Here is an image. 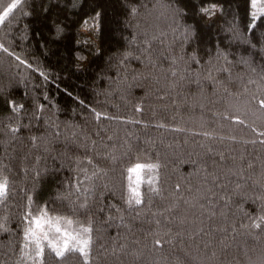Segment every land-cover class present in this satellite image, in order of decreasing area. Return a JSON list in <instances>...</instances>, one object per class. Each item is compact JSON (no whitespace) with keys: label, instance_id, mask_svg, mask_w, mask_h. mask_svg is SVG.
<instances>
[{"label":"trees","instance_id":"trees-1","mask_svg":"<svg viewBox=\"0 0 264 264\" xmlns=\"http://www.w3.org/2000/svg\"><path fill=\"white\" fill-rule=\"evenodd\" d=\"M11 2L0 0V11ZM140 2L145 7L137 16L130 17L121 0H95L103 12L102 31L95 41L99 54L72 43L89 39L79 26L82 18L91 13L93 5L89 0H84L87 7L81 6L70 13L71 19L66 21L67 39L59 43L52 42V35L53 20L60 9L45 14L40 11L43 0H26L5 25H0V43L14 53L8 56L0 51V88L6 89L4 99H0V174L10 184V196L0 204V217H8L10 229L0 233V264H33V249L27 254L23 251L21 217L28 197L32 199L34 213L37 208L47 206L50 216L72 221L69 225L62 220L59 224L62 229L71 231L91 225V264H175L174 250L167 245L149 251L155 233L163 236L166 226L173 231L178 227L177 212L158 213L178 202L180 216L187 218L183 225L186 234L201 227L208 231L219 223L209 220L208 214L223 208L220 197L225 192L231 195L234 184L244 183L249 174H259L264 164V143H261L264 136L260 135L264 132V110L254 97H264V79H261L264 60L255 58V73L237 63L240 57L248 55L247 45L232 40V34L227 31L234 23L241 39L255 43L247 31L253 11L250 0ZM211 3L218 4L223 11L211 17L200 14L199 8ZM50 4L51 0L44 6ZM175 8L186 14L177 16ZM59 18L64 17L61 14ZM189 28L195 30L193 35H186ZM255 33L264 37V17L257 21ZM217 49L235 54L234 60L229 56L233 60L231 75L213 70L215 79H209L208 69L224 64L222 59L216 60ZM77 51L87 59L78 61L73 55ZM17 55L32 64V69L19 64L15 60ZM249 79L256 83H248ZM9 95L24 104L16 139L9 132V127L17 124L5 102ZM37 104L44 105L39 121L29 115ZM96 113L100 114L99 118ZM53 125L59 126L62 133L59 138L53 136L57 130ZM33 136L42 139L34 145L30 139ZM220 152L225 155L224 162H219L216 155ZM109 154L117 157L114 163L105 159ZM137 155L161 164L165 197L162 200L153 195L139 216L135 210L127 209L121 198L126 194L123 169ZM89 156L93 159L91 165L86 162ZM233 157L245 170L240 175H225L227 168L235 170ZM77 158L85 161L82 167L86 173L76 167ZM248 161L254 164V169H247ZM202 168L215 170L219 175L217 183L228 185L227 189L221 191L212 183V176L205 181ZM101 169L107 175L92 176L93 171ZM85 175L90 179L77 192L76 178L84 181ZM104 184L108 187L103 188ZM176 184L181 185L179 193L174 192ZM93 185L96 192L89 193L88 188ZM147 187L144 185V190ZM197 187L201 188L199 204L204 208L183 202L197 195ZM209 188L216 193L212 203L204 198L209 195ZM86 199L89 208H80ZM234 200L246 211L255 213L257 204L253 200L242 196H235ZM114 207L120 209L122 221L112 210ZM224 211L229 216L225 226L238 225L239 211L235 207ZM107 216L113 220L108 221ZM156 220L161 223L157 225ZM169 220L173 221L170 225ZM215 235L219 238L220 234ZM137 239L140 244L135 243ZM238 242L240 251L235 246L229 250L236 257L233 264H248L244 250L253 261L264 250V243L251 237H238ZM118 243L127 245L125 251L141 248L144 256L139 260L125 256L119 251ZM113 248H117L115 254ZM191 255L196 257L191 264H221L223 260L221 257L209 261L195 248L191 249ZM51 256L45 247V264H50ZM165 256L167 261L162 259ZM229 261L231 255L223 264ZM73 264L81 262L75 258Z\"/></svg>","mask_w":264,"mask_h":264},{"label":"snow or ice","instance_id":"snow-or-ice-1","mask_svg":"<svg viewBox=\"0 0 264 264\" xmlns=\"http://www.w3.org/2000/svg\"><path fill=\"white\" fill-rule=\"evenodd\" d=\"M48 3L49 0H43L40 11L47 14L49 11L60 9V11L56 12L57 18L53 20L52 35V42L59 43L63 39H67L66 29L69 25L66 21L71 19L70 13L80 9L81 6L87 7V5H84V0H63V3H61L60 0H51L49 7H45L44 5ZM89 3L93 5L91 13L87 15L86 18H82L79 25L80 29L88 34L89 39L73 40L72 43L75 45H84L91 51H95L96 54H99V49L95 47V41L100 37L102 31L103 12L100 10V5L95 3V0H89ZM121 3L126 11V14L130 17L137 16L141 9L145 7L140 0H121ZM24 4H26V0H12L11 3L0 11V25H5L6 21L13 16V13L20 9ZM258 5H264V0H250V6L253 11L250 12L251 22L247 25V31L249 35H252L255 38V43L249 39H241V35L234 23L230 24L227 29V31L232 34V40L247 45L245 50L248 51V55L246 57H240L236 62L247 67L252 73L256 72V68L253 67V61L255 58L259 57L260 60H264V37L255 33L257 21L264 17V6L258 7ZM173 11L177 16H183L186 14L180 8H175ZM222 11L223 9L216 3H211L208 6H201L199 8L200 14L206 17L214 16L218 12ZM29 14L30 13H25V15ZM61 14L64 17L63 19L59 18ZM194 31L195 30L193 28H189L185 30V33L186 35H193ZM0 51L8 56L14 55V53L10 52L3 43H0ZM73 55H75L78 61H84L87 59V56L80 51L74 52ZM230 55L234 60L235 54L217 49L216 60L218 62L222 59L224 64L219 66L213 65L209 68V79H215L212 76L213 70L223 72L229 76L231 75L230 68L233 60L229 59ZM126 58L127 56H125V59ZM192 59L195 61V57ZM15 60L29 69H32L33 67L32 64L28 63L18 55L15 56ZM196 63H199V61H196ZM262 70H264V67H262ZM40 75L45 76L43 72H40ZM172 75L175 76L176 73H172ZM261 79H264V76H261ZM248 83L254 84L256 81L249 79ZM5 93L6 89L0 88V99H4ZM254 99H256V103L259 105V108L264 110V97H254ZM5 102L17 121L16 126L9 127L12 139H16L15 134L20 131L19 118L20 113L24 110V104L18 103L15 99H12L10 95ZM43 110V104L35 105L34 111L29 113L31 119L37 121L41 120V113ZM96 116L99 118L100 114L96 113ZM237 122L243 123V121L240 120H237ZM24 126L27 127L28 125ZM53 126L57 129L54 131L53 136L59 138L62 135L59 131V126ZM260 135L264 136V132L260 133ZM73 136H75V133H73ZM30 139L32 143L36 145L42 138L33 136ZM109 139H111V137H109ZM73 143H75V141H73ZM261 143H264V141H261ZM92 144L95 146V141H93ZM77 147H86V145H77ZM208 152L211 153L212 149L209 148ZM216 155L219 158V162L225 161V155L223 152L217 153ZM105 159H107L110 163H114L117 160V157L109 154L105 157ZM86 162L91 165L93 164V159L90 156L86 157ZM74 163L78 169L84 171L85 173L87 172V170L82 167L85 163L84 160L77 158ZM213 163L217 167H220L216 161H213ZM232 164L235 166V170H233L232 167H229L226 171L221 168V171H224L225 175L230 173L231 175L236 176L240 175L245 170L240 166L235 157L232 158ZM246 167L247 169L255 168L251 161L247 162ZM160 169V163L150 162L139 155L135 157V160H130L128 166L123 169L122 176L124 180H126V194H123L121 198L127 206V209L135 210L137 212V216L140 215L142 208L150 202V198L153 195L160 197L162 200L165 199L163 196L164 189L161 182ZM201 171L206 173L204 177L205 181L208 176H212V183L217 184L221 191L227 189L228 185L217 183L219 181V175L215 170L209 171L207 168H202ZM101 173H103V175H107V172L104 169H101L100 172L93 171L92 176L99 177ZM88 179H90V177L87 175H85L84 181H81L77 177L74 185L75 190L79 192L81 190V184L86 182ZM144 185L148 186L147 190H144ZM102 187L107 188L108 185L104 184ZM180 191L181 185L176 184L174 186V192L179 193ZM195 191L197 195L193 196L192 200H183L185 204L190 205L191 207H196L201 199V188L197 187ZM88 192L95 193V186L93 185L89 187ZM208 194L209 195L204 198H207L209 203H212L216 193L213 189L209 188ZM9 196V180L6 176L0 174V204H4L8 200ZM235 196H242L253 200L257 204L255 213L246 211L243 207L236 204L234 200ZM180 199H183V197ZM220 199L223 200V208L219 212L212 210L208 214L209 220L219 221L216 227L208 231H205V229L201 227L195 229L194 231L187 232V234L183 227L187 218L180 216L178 211L179 203L174 201L169 204L164 208L163 212L158 214L164 215V213H172L174 211L177 212V230L173 231L171 227L166 226L163 236H161L159 232L155 233L153 235L151 249H149V251L152 249H164L167 245L169 248L174 250L175 264H191V261L196 259V257L191 255V249L195 248L198 252H202L209 261L221 260V257H223V260H227L228 256L231 255L232 261H229L228 264H233L236 257L235 254L229 250L233 249L235 246V250L240 251V242H238V237H251L253 240L264 243V164H262L258 175L249 174L244 183L236 182L231 189V195L225 192V195L220 197ZM27 200L28 204L25 205V209L21 217V222L23 224V251L27 254L30 248L33 249V264H45V247H47V249L52 253L50 264H73V260L75 258H78L81 264H91L93 246V238L91 235L93 228L91 225L87 227L81 226L79 229H73L71 231L68 229H62L59 226L62 220L64 223L69 225L72 224V221L59 216H50L47 206L37 208L34 213L32 209L31 197H28ZM89 206L90 205L87 199L79 205V207L83 209H88ZM199 207L204 208V205L199 204ZM233 207L239 211L241 219L239 220L238 225L236 223H229L228 226H225L224 222L229 220V216L224 209L231 210ZM112 210L117 213V217L122 221L123 217L119 216L120 209L114 207ZM100 211H104V209L101 208ZM235 215L236 213L233 211L232 216L235 217ZM106 219L108 221H112L113 217L107 216ZM155 223L159 225L161 221L156 220ZM172 223L173 221H168L169 225ZM127 227L128 226L125 225V228ZM128 230L131 231L130 228ZM8 231H10L8 227V217H0V233H7ZM216 233L220 234L219 238L215 235ZM244 242L246 243V241ZM135 243L140 244L141 242L137 239ZM126 247L127 245L125 243H118L119 251L123 252L125 256H130L136 260H139L144 256L143 249L136 248L125 251ZM116 251L117 248L112 249L113 254H115ZM244 256L247 258L248 264H264V250H262V254L257 257L256 261H253L252 257L248 255L247 250H244ZM162 259L167 261L168 257L165 256ZM223 260H221V264H223Z\"/></svg>","mask_w":264,"mask_h":264},{"label":"rangeland","instance_id":"rangeland-1","mask_svg":"<svg viewBox=\"0 0 264 264\" xmlns=\"http://www.w3.org/2000/svg\"><path fill=\"white\" fill-rule=\"evenodd\" d=\"M259 6H264V5H258V7H259Z\"/></svg>","mask_w":264,"mask_h":264}]
</instances>
